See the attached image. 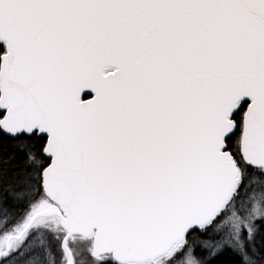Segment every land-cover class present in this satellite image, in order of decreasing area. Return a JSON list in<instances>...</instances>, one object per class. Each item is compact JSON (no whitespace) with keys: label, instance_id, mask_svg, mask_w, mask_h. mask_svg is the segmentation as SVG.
<instances>
[{"label":"snow or ice","instance_id":"1","mask_svg":"<svg viewBox=\"0 0 264 264\" xmlns=\"http://www.w3.org/2000/svg\"><path fill=\"white\" fill-rule=\"evenodd\" d=\"M264 264V0H0V264Z\"/></svg>","mask_w":264,"mask_h":264},{"label":"trees","instance_id":"2","mask_svg":"<svg viewBox=\"0 0 264 264\" xmlns=\"http://www.w3.org/2000/svg\"><path fill=\"white\" fill-rule=\"evenodd\" d=\"M218 264H232V262L228 254H225L223 257L220 258Z\"/></svg>","mask_w":264,"mask_h":264}]
</instances>
